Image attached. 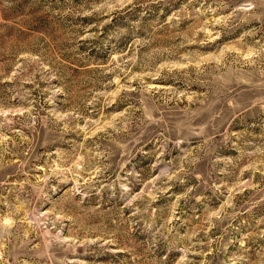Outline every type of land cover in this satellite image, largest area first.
Returning <instances> with one entry per match:
<instances>
[{"label": "rangeland", "instance_id": "obj_1", "mask_svg": "<svg viewBox=\"0 0 264 264\" xmlns=\"http://www.w3.org/2000/svg\"><path fill=\"white\" fill-rule=\"evenodd\" d=\"M0 264H264V0H0Z\"/></svg>", "mask_w": 264, "mask_h": 264}]
</instances>
